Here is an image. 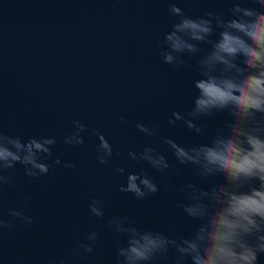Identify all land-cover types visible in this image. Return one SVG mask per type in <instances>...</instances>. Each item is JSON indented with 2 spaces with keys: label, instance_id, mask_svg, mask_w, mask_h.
<instances>
[{
  "label": "water",
  "instance_id": "1",
  "mask_svg": "<svg viewBox=\"0 0 264 264\" xmlns=\"http://www.w3.org/2000/svg\"><path fill=\"white\" fill-rule=\"evenodd\" d=\"M190 16L207 12L228 15L229 0H176ZM169 0H0V127L23 140L54 137L46 162L47 175L28 177L17 165L10 175L0 208L24 209L32 224L14 221L0 234V264H50L66 257L69 264H114L119 234L109 227L113 216L134 226L179 236L195 227L177 207L187 182L207 187L190 165L179 164L161 137L192 146L206 143L227 119L217 113L202 123L197 135L181 122L169 123L173 112L192 107V82L200 56H185L186 66L165 64L161 41L176 22ZM201 47L208 49V45ZM74 120L87 127L84 143L71 146L63 138L75 130ZM158 125L155 136L136 125ZM99 130L114 149L108 164L96 158ZM151 146L164 154L171 168L160 173L128 153ZM119 153L118 155L116 153ZM59 159L60 164L54 161ZM74 164L67 168L65 164ZM125 168L121 175L117 169ZM143 169L159 191L138 200L120 191L127 173ZM177 173V174H173ZM103 203L104 217L89 213L92 199ZM99 232L92 253L73 256L71 249L89 232ZM258 264H264V256Z\"/></svg>",
  "mask_w": 264,
  "mask_h": 264
},
{
  "label": "clouds",
  "instance_id": "2",
  "mask_svg": "<svg viewBox=\"0 0 264 264\" xmlns=\"http://www.w3.org/2000/svg\"><path fill=\"white\" fill-rule=\"evenodd\" d=\"M228 15L207 12L203 16L187 15L176 0H169L168 12L176 19L161 41L163 62L174 67L186 66L185 56H202L195 68L199 78L192 107L187 112H173L170 124L182 125L197 135H206V117L217 113L227 116L206 143L186 146L161 137L175 160L190 165L207 187L187 182L177 190L184 196L177 202L184 216L195 223L187 236H175L134 226L126 217L113 216L109 227L119 237L114 264H258L264 256V0H229ZM208 45V49L201 47ZM75 130L63 138L73 147L84 143L85 124L74 120ZM147 136H155L158 125L137 124ZM99 143L96 158L100 164L110 163L114 149L99 131L93 130ZM56 144L54 137H31L7 134L0 127V201L6 188L13 186L11 171L22 165L28 177L47 175ZM119 154L118 152L116 153ZM128 155L143 161L160 173L171 165L156 148L146 146L139 153ZM55 164L61 161L56 159ZM74 168V164H65ZM125 168L117 172L125 174ZM177 174V173H173ZM120 191L143 200L159 191V185L142 168L127 173ZM9 209L5 219L0 208V234L11 232L14 221L32 224L24 209ZM89 213L104 217L103 203L92 199ZM99 232L92 231L71 249L73 256L92 253ZM50 264H69L66 257H57Z\"/></svg>",
  "mask_w": 264,
  "mask_h": 264
}]
</instances>
